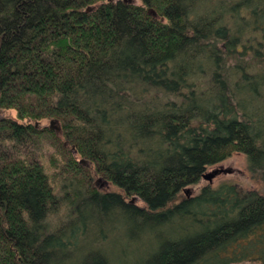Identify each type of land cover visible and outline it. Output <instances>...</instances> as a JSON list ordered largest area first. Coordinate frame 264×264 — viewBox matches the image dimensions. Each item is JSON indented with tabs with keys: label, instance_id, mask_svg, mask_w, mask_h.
I'll use <instances>...</instances> for the list:
<instances>
[{
	"label": "trees",
	"instance_id": "1",
	"mask_svg": "<svg viewBox=\"0 0 264 264\" xmlns=\"http://www.w3.org/2000/svg\"><path fill=\"white\" fill-rule=\"evenodd\" d=\"M3 110L0 264H57L109 217L161 237L146 264H264V195L188 191L233 153L264 180V0H0Z\"/></svg>",
	"mask_w": 264,
	"mask_h": 264
},
{
	"label": "rangeland",
	"instance_id": "2",
	"mask_svg": "<svg viewBox=\"0 0 264 264\" xmlns=\"http://www.w3.org/2000/svg\"><path fill=\"white\" fill-rule=\"evenodd\" d=\"M137 3V2H136ZM0 117L14 118V111L3 110ZM52 120H42L40 126H48ZM55 127V125L53 124ZM50 155H53L49 148L45 152H41L40 161L44 164L48 175L53 172L57 174L59 168V160L53 163L49 162ZM203 175H210V186L216 188L221 184H232L243 191H253L260 195H264V180H260L257 175H252L247 171V160L243 154L233 153L222 162L206 168ZM58 176L51 180L56 185L59 184ZM95 183V182H94ZM100 181L96 182L99 185ZM206 181L201 180L196 187L188 188V191L196 192L197 187L202 186ZM136 204L141 206L137 201ZM61 211L56 217H51L48 224H52L57 218H62ZM98 228L105 232L103 241L96 246L91 238L79 240L73 243V248L66 252H59L56 257L57 264H86L89 253L100 252L110 261L109 264H146L148 259L161 244V237H157L155 232H136L128 230L130 223L124 222L120 217H109L103 221L97 222ZM102 232V233H103ZM161 232V231H156ZM95 250V251H93ZM229 254V252H228ZM235 264H258L256 261H242Z\"/></svg>",
	"mask_w": 264,
	"mask_h": 264
},
{
	"label": "water",
	"instance_id": "3",
	"mask_svg": "<svg viewBox=\"0 0 264 264\" xmlns=\"http://www.w3.org/2000/svg\"><path fill=\"white\" fill-rule=\"evenodd\" d=\"M148 13H149L150 15H152V16L154 15L153 12H151V11H149ZM53 124H54L53 121H50V122H49V127H48V128H49L50 130H53V129L56 130V127H54ZM202 179H203L204 181H206L207 183L210 184L212 178H211L210 175H202Z\"/></svg>",
	"mask_w": 264,
	"mask_h": 264
}]
</instances>
